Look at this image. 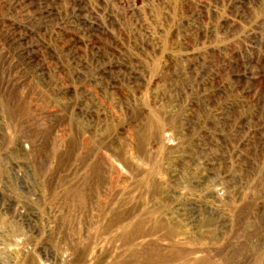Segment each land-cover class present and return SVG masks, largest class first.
<instances>
[{
  "label": "rangeland",
  "instance_id": "1",
  "mask_svg": "<svg viewBox=\"0 0 264 264\" xmlns=\"http://www.w3.org/2000/svg\"><path fill=\"white\" fill-rule=\"evenodd\" d=\"M0 264H264V0H0Z\"/></svg>",
  "mask_w": 264,
  "mask_h": 264
}]
</instances>
